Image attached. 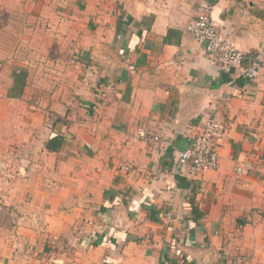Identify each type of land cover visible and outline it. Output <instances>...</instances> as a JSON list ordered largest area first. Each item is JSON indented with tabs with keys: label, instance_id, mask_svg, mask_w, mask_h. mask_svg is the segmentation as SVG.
I'll return each instance as SVG.
<instances>
[{
	"label": "crops",
	"instance_id": "1",
	"mask_svg": "<svg viewBox=\"0 0 264 264\" xmlns=\"http://www.w3.org/2000/svg\"><path fill=\"white\" fill-rule=\"evenodd\" d=\"M206 1L237 48L264 44V0ZM196 14L0 0V264H264V64L220 70ZM210 116L219 164L190 180L176 151Z\"/></svg>",
	"mask_w": 264,
	"mask_h": 264
},
{
	"label": "built area",
	"instance_id": "2",
	"mask_svg": "<svg viewBox=\"0 0 264 264\" xmlns=\"http://www.w3.org/2000/svg\"><path fill=\"white\" fill-rule=\"evenodd\" d=\"M197 14L189 20L185 28L193 38L204 46L208 55L223 70L234 69L238 76L254 78L264 64V44L250 53L235 46L226 36L221 35L210 16L211 5L206 0H195ZM221 123L210 116L203 120L199 133L190 144L176 151L175 161L185 169L188 179L200 178L209 169H215L219 164V147L223 141ZM153 141L157 137L150 138ZM251 165L247 162L235 164V172L240 175L247 173ZM0 159V171L3 170Z\"/></svg>",
	"mask_w": 264,
	"mask_h": 264
},
{
	"label": "rangeland",
	"instance_id": "3",
	"mask_svg": "<svg viewBox=\"0 0 264 264\" xmlns=\"http://www.w3.org/2000/svg\"><path fill=\"white\" fill-rule=\"evenodd\" d=\"M23 17V16H22ZM23 30V29H22ZM25 32V31H24ZM8 33V32H7ZM2 162H3V160H2ZM3 166H4V164H3ZM12 174V173H11ZM1 176V175H0ZM2 176L3 177H5V178H10V175H9V172H6V173H3L2 174ZM23 211V210H22ZM2 216H4V215H2ZM2 216H0V222L2 223V224H6L7 226H11V225H15V222L13 221V219L11 218V217H8V216H4V217H2ZM10 241H11V238H10Z\"/></svg>",
	"mask_w": 264,
	"mask_h": 264
},
{
	"label": "trees",
	"instance_id": "4",
	"mask_svg": "<svg viewBox=\"0 0 264 264\" xmlns=\"http://www.w3.org/2000/svg\"><path fill=\"white\" fill-rule=\"evenodd\" d=\"M23 77H24L23 74H20V75H19V79H22Z\"/></svg>",
	"mask_w": 264,
	"mask_h": 264
}]
</instances>
